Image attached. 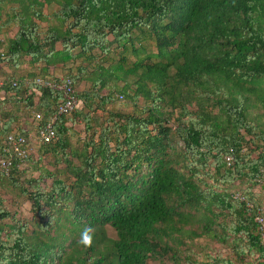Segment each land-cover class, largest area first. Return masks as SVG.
I'll list each match as a JSON object with an SVG mask.
<instances>
[{
    "label": "trees",
    "instance_id": "1",
    "mask_svg": "<svg viewBox=\"0 0 264 264\" xmlns=\"http://www.w3.org/2000/svg\"><path fill=\"white\" fill-rule=\"evenodd\" d=\"M11 26L15 33L0 38V64L12 74L26 59L44 64L35 76L80 60L76 76L64 75L92 86L78 92L79 109L57 116L58 139L41 144L45 153L64 151L66 122L79 118L85 137L69 150L77 163L62 158L73 180L48 173V191L35 181L28 196L38 219L30 232L28 221L0 223V264H147L169 252L179 264H264V238L246 207L259 205L258 195L251 186L240 191L243 200L230 191L237 178L251 185L264 178V129L254 113L264 109V0H0V32ZM128 52L136 57L131 63ZM24 78L9 75L0 87V114L7 116L0 118V157H11L7 135H26L35 112L40 124L56 112L59 94L41 89L37 96L11 83ZM117 92L137 109L107 110ZM7 101L30 110L19 116L24 107L7 111ZM240 129L251 135L255 158ZM18 162L0 178L11 177ZM3 200L0 219L14 220ZM220 216L232 222H217ZM87 227L90 247L79 242ZM202 235L223 242L233 236L235 259L179 254L186 239Z\"/></svg>",
    "mask_w": 264,
    "mask_h": 264
},
{
    "label": "rangeland",
    "instance_id": "2",
    "mask_svg": "<svg viewBox=\"0 0 264 264\" xmlns=\"http://www.w3.org/2000/svg\"><path fill=\"white\" fill-rule=\"evenodd\" d=\"M45 24H46L45 22L41 23L43 29L45 28ZM15 31H16V27L11 26L10 28L5 29L3 32H0V38L2 37L5 38L7 37V35H12L13 33H15ZM151 48L152 50H154L153 47ZM118 53L119 52L117 50L115 53H112L111 55L117 58ZM128 59H129V63H131L136 59V57L131 52H128ZM79 63H81L80 60H77L75 63L66 64L59 72L61 73V75L70 73L73 76L74 75L76 76L77 74L75 73V67ZM2 64L3 63L0 64L1 67ZM33 65L34 64H30V66H28V69L30 72H34V76H35L38 73L33 70H38V68ZM19 67L22 69L23 65L20 64ZM7 68H8V72H4V73L2 71L0 72V78H6L8 77L9 74H12L10 73L11 68L14 71L13 67L7 65ZM2 69H4V67ZM13 75L14 77L17 78L20 77L19 74L17 73ZM133 79L134 78L131 77L130 81H132ZM75 86L78 92H82L83 90L89 89L92 85L90 81L88 80L86 81L83 80L82 78H78L76 80ZM121 86H122V82L119 81L117 87L121 88ZM105 92L106 89L104 90L102 89L100 94ZM119 95H122V97L120 98ZM1 96L2 95L0 94V100H1ZM25 105L26 103L24 102H21L20 104L17 105L13 101H7L5 103L4 108L8 109L7 111H9V109H13L14 107L17 106L24 107L22 108L21 114H19V116L21 115L23 116L25 113H27L30 110V109H26ZM137 105L138 107L142 105V98H139ZM105 107L107 110H112V111L116 110L125 113H131L137 109L136 105L132 101L128 100L123 94L119 92L114 94L113 101L107 104ZM254 113L257 115L259 114L258 120L256 119V121L258 122L260 121L261 124L259 126L260 128L264 129V109L260 107L258 110H255ZM6 117L7 116L0 114V118L5 120ZM167 124L171 125L172 128H174L176 125L175 121H173L172 119H170L167 122ZM70 125H72L70 126V130L65 134L69 146L65 148L64 151L56 147L55 152L49 151L45 153L42 150L43 147L41 145H37L35 151L31 153V155L24 161V163L21 164L19 167L18 166L16 167L11 177L0 178L1 179L0 197L4 199L3 204L5 205L6 209L9 211L11 216L15 217L14 220H12L10 216L4 217L0 219V223L10 225V224H14L16 220H19L21 222L28 221L27 232H30V230L32 229V223L34 222L35 219H38L37 215L34 216V213L31 208L30 197L28 196V193L35 189L34 188L35 181H37V184L41 189L48 191L53 178L52 175L47 176L48 173H55L54 177H59L64 180H67L68 178H69L68 181L73 180V177L67 170L66 163L63 161L62 158L66 157L67 159H72L75 163H77V160L75 158L69 156V150L81 148L82 141L85 137V131H84V125L82 122L79 121V118H76L74 121H71ZM240 133L244 136V139L247 141L246 145H248L252 150L249 154H247L248 157L255 158L257 156L256 155L257 150H255V148L252 145H249L250 144L249 140L251 139V135L246 134L243 129H240ZM2 136L3 135H0V138ZM181 144L182 143L179 141L177 143V146L180 147ZM51 146H54V144H52ZM247 150H249L247 149V146L246 147L244 146V148L242 149V151L245 152ZM64 153L65 154L67 153V155H65ZM208 169L212 170L213 167H208ZM183 171L189 174V172H187L186 169H184ZM218 176L219 174H216V177ZM41 177H44V179H41ZM203 179L208 184H212L214 187L217 188V186H215L217 182L214 181V179L209 177ZM257 179L259 178H255L254 179L255 184L251 185L250 183L244 182L245 180L244 177L242 179L237 178L232 183V185H234L235 187L230 188V191L231 192L233 191L235 193H241L242 190H246L248 186L249 187L251 186L250 191L258 195L259 205L257 206H261L263 208V214H264V178L261 181H257ZM199 185L203 188L206 187L202 183H199ZM221 185L226 186L228 184L226 183ZM223 221L226 222L227 224H230L232 222L231 216H220L219 218H217V222H223ZM7 229L8 228H6V230ZM106 231L108 236L110 237L115 236V232L111 227H106ZM232 237L228 238V241L223 242L212 238L210 235H202L200 237H195L193 239H186L187 245H179V248L176 249H179V252L181 251V253H179L180 255H184L187 253L192 254V257L196 260H203L207 258L208 255L214 256L218 254L221 255L222 257H229L232 260H234L235 251L233 249L234 243L231 241ZM261 237L264 238V235ZM170 254H171L170 252L168 254H165L162 260H160V262L159 260L149 258L147 260V264H179L175 262L173 258H170ZM249 259H250L249 256H243V261L245 263L249 262ZM249 264H253V263L250 262Z\"/></svg>",
    "mask_w": 264,
    "mask_h": 264
},
{
    "label": "built area",
    "instance_id": "3",
    "mask_svg": "<svg viewBox=\"0 0 264 264\" xmlns=\"http://www.w3.org/2000/svg\"><path fill=\"white\" fill-rule=\"evenodd\" d=\"M6 78H0V87L6 83ZM13 86L22 83L24 87H30L35 95H40L41 89H48L52 92L58 93L56 112L50 116L44 123H41L42 116L40 113L35 112L34 116L28 119L26 127L27 134L21 135L16 131H12L6 137V145L11 148V157H0V170L7 176L13 166V158L18 159L17 166L19 167L28 156L33 153L37 145L54 143L58 136L54 129V122L58 115H70L72 112L80 108L82 102L79 99L78 91L73 83L70 75H56V76H35L25 77L23 80L14 79ZM28 90V91H30ZM121 98L122 96L119 95ZM225 162L228 166L233 164V158L230 154L225 157ZM262 178L257 179L261 181ZM234 198L243 200L240 193L234 194ZM246 207L253 212V219L257 223L258 230L261 236L264 235V214L261 206L253 205L250 201L246 202Z\"/></svg>",
    "mask_w": 264,
    "mask_h": 264
},
{
    "label": "crops",
    "instance_id": "4",
    "mask_svg": "<svg viewBox=\"0 0 264 264\" xmlns=\"http://www.w3.org/2000/svg\"><path fill=\"white\" fill-rule=\"evenodd\" d=\"M5 62H3V64H4ZM2 64V67H1V71L4 73V72H8V68H7V64H4L3 65ZM29 64V65H28ZM22 65H23V68L21 69L19 66H18V69H17V74H19V76L20 77H27V73L29 72V69H28V66H30V63H29V61H28V59H26V61L25 62H23L22 63ZM43 63L42 62H40V63H37L36 65H35V67H37L38 68V70H33V71H35V72H39V68H42L43 67ZM4 67V69H2ZM63 68V66L62 65H58L57 66V68H50L49 69V72H48V74H46L47 76H56V75H61V73L59 72L61 69ZM0 71V72H1ZM10 73H12L11 71H10ZM9 75H13V74H9ZM8 75V76H9ZM34 100H35V102L37 101V98H34ZM13 124L14 125H16L17 124V122H13ZM66 125L67 126H69L70 125V122L69 121H67L66 122Z\"/></svg>",
    "mask_w": 264,
    "mask_h": 264
},
{
    "label": "clouds",
    "instance_id": "5",
    "mask_svg": "<svg viewBox=\"0 0 264 264\" xmlns=\"http://www.w3.org/2000/svg\"><path fill=\"white\" fill-rule=\"evenodd\" d=\"M92 228L87 227L81 232L80 243L85 247H90L93 242Z\"/></svg>",
    "mask_w": 264,
    "mask_h": 264
}]
</instances>
